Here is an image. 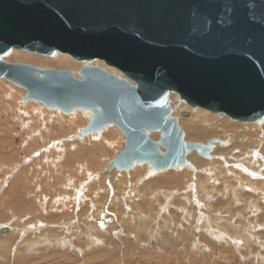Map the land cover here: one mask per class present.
<instances>
[{
	"label": "rangeland",
	"instance_id": "rangeland-1",
	"mask_svg": "<svg viewBox=\"0 0 264 264\" xmlns=\"http://www.w3.org/2000/svg\"><path fill=\"white\" fill-rule=\"evenodd\" d=\"M55 58L13 50L4 60L76 75L86 64ZM24 96L0 79V229H8L0 264H264V123L208 111L200 121L202 109L185 105L192 123L212 128L193 137L179 125L185 141L225 142L209 159L195 155L202 166L108 171L124 148L118 128L81 137L85 111L64 114Z\"/></svg>",
	"mask_w": 264,
	"mask_h": 264
},
{
	"label": "water",
	"instance_id": "water-1",
	"mask_svg": "<svg viewBox=\"0 0 264 264\" xmlns=\"http://www.w3.org/2000/svg\"><path fill=\"white\" fill-rule=\"evenodd\" d=\"M13 50L86 64L77 78L8 63ZM0 79L25 90L24 102L88 112L81 137L118 128L124 148L108 171L147 163L194 172L188 154L209 159L213 144L225 142L185 141L172 107L264 123V0H0Z\"/></svg>",
	"mask_w": 264,
	"mask_h": 264
},
{
	"label": "bare ground",
	"instance_id": "bare-ground-1",
	"mask_svg": "<svg viewBox=\"0 0 264 264\" xmlns=\"http://www.w3.org/2000/svg\"><path fill=\"white\" fill-rule=\"evenodd\" d=\"M14 53H16V52H13V54ZM15 55V54H14ZM18 55V54H17ZM23 55V54H22ZM16 56V55H15ZM29 56V55H28ZM56 56V58L55 59H53V63H55L56 65H59V66H69V64H70V61L68 60V58L70 59V57L68 56V55H55ZM27 57V56H26ZM33 57V56H32ZM68 57V58H67ZM30 58V57H29ZM48 59V58H47ZM52 59V58H51ZM72 60V59H71ZM73 61V60H72ZM71 61V62H72ZM73 63V62H72ZM76 63H77V61H76ZM108 72L109 73H113V74H116L117 76H119V77H121V78H123V75L120 73V72H117V71H115L114 69H109L108 70ZM76 75V74H75ZM76 77L77 78H79V76L78 75H76ZM173 99L174 98H176V100L178 99V96L176 95V94H173V97H172ZM186 104L185 103H183V102H181V104H180V106L179 107H177L176 109L175 108H172V113H171V116H173V117H176L175 116V114H180L181 112H185V108H187L186 106H185ZM187 110H188V108H187ZM187 110H186V112H187ZM189 112V111H188ZM200 112H202L201 113V120L200 121H204V120H208L209 118H208V115H209V113L207 112V111H205V110H200L199 111V113ZM188 114V113H187ZM85 115L88 117H90V114H88L87 112H85ZM192 115H193V117H194V112H192ZM192 115L190 114H188V117H186L187 119H182V120H180L179 118H178V120H177V122H178V126L179 125H183L184 127H185V129L189 132V134L191 135V134H194L193 135V137H197V136H205L206 135V131L205 130H211L212 128L210 127V126H205V128H202V127H200V123H192ZM86 120H89V118L88 119H86ZM180 120V121H179ZM203 126V125H202ZM180 127V126H179ZM225 128H226V130L228 131L231 127H236V125H235V123H230V124H225V126H224ZM225 128H224V130H225ZM204 129V130H203ZM153 135H157L158 136V138H159V136H160V134L159 133H151L150 135H149V137H153ZM191 137V136H190ZM187 138V137H186ZM254 143V145L252 144V142L251 141H249L248 143H247V145H251L253 148H255V145L257 144V145H261L262 144V142L260 141V140H258L257 139V141H255V142H253ZM248 147V146H247ZM244 148H246V147H244ZM251 149L252 151H256V149ZM262 148H264V147H262ZM217 151H220V150H218L217 149ZM212 152V151H211ZM224 152H228V151H226V150H224L223 151V153ZM259 152V151H258ZM253 153V152H252ZM195 155H197L196 153H195V151H193V152H191L190 154H188L187 156H186V160H188V162H189V160L192 162V163H195V164H197L198 166L200 165V166H202V164H203V162H201L200 161V159L199 158H197ZM254 156V155H253ZM256 158V157H255ZM257 159V158H256ZM237 160V159H236ZM192 163H190L192 166H193V164ZM217 168H216V170L217 171H222L220 168H218V166H216ZM140 168V169H139ZM176 168V167H175ZM184 168H188V167H184ZM137 169H139V170H141V171H143V172H151L153 169L152 168H150V166L147 164V163H143V164H139V163H136L135 165H134V167L133 168H131V169H129L128 171H129V173L130 172H134L135 170H137ZM188 169H190V168H188ZM191 170V169H190ZM156 171V170H155ZM154 172V171H153ZM148 174H150V173H148ZM219 174V173H218ZM207 181L209 182L210 181V179H207ZM214 181H216V180H214ZM213 185V184H212ZM206 189V188H205ZM209 190V189H208ZM227 190V189H226ZM206 193V192H205ZM208 193V192H207ZM209 197V196H208ZM228 223V222H227ZM8 233V232H7ZM7 233H5V234H7ZM5 234H1V235H5ZM96 261V260H95Z\"/></svg>",
	"mask_w": 264,
	"mask_h": 264
}]
</instances>
